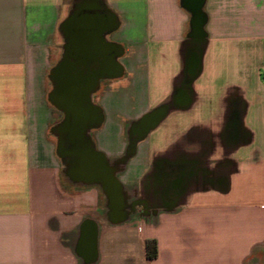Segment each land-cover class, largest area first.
Returning <instances> with one entry per match:
<instances>
[{
    "label": "crops",
    "instance_id": "0c3cea01",
    "mask_svg": "<svg viewBox=\"0 0 264 264\" xmlns=\"http://www.w3.org/2000/svg\"><path fill=\"white\" fill-rule=\"evenodd\" d=\"M0 264H264V0H0Z\"/></svg>",
    "mask_w": 264,
    "mask_h": 264
},
{
    "label": "water",
    "instance_id": "95a60500",
    "mask_svg": "<svg viewBox=\"0 0 264 264\" xmlns=\"http://www.w3.org/2000/svg\"><path fill=\"white\" fill-rule=\"evenodd\" d=\"M67 31L70 41L63 64L70 63L71 59L76 62L71 65L88 68L92 62H97L99 57L106 55L114 47L104 39V17L98 13H83L73 18L67 24Z\"/></svg>",
    "mask_w": 264,
    "mask_h": 264
},
{
    "label": "flooded vegetation",
    "instance_id": "af4514ba",
    "mask_svg": "<svg viewBox=\"0 0 264 264\" xmlns=\"http://www.w3.org/2000/svg\"><path fill=\"white\" fill-rule=\"evenodd\" d=\"M68 45V44H67ZM119 52L117 50H113L111 51L107 56H102L101 58H98V61L92 62L88 68H76V74L79 75V77H81L82 79H88L89 81H92L94 77H96V75H102L105 72V75L107 73V71L109 69H107L105 66L108 65V63L110 62L109 60V56H115L118 54ZM104 71V72H103ZM77 75V76H78ZM104 76V75H103ZM104 81V79L102 80V82ZM65 90L68 89V87H64ZM95 87H93L94 89ZM96 95V91L93 94V99ZM84 108L82 109V111L80 112L79 115L75 114L74 116L71 117V120L73 121V118L76 121H80L82 118H84V116H86L87 114L90 116L91 115V108L87 105V102L83 103ZM66 112H68V109L66 110ZM84 113H86V115H84ZM64 112L59 114V121H61L64 117ZM91 126V125H90ZM87 128H89V125L87 124ZM88 130V129H87ZM78 146H82L81 141L79 142ZM87 161V160H86Z\"/></svg>",
    "mask_w": 264,
    "mask_h": 264
},
{
    "label": "trees",
    "instance_id": "16d2710c",
    "mask_svg": "<svg viewBox=\"0 0 264 264\" xmlns=\"http://www.w3.org/2000/svg\"><path fill=\"white\" fill-rule=\"evenodd\" d=\"M146 257L149 260L155 259L157 255L156 243L155 241L147 240L145 242Z\"/></svg>",
    "mask_w": 264,
    "mask_h": 264
}]
</instances>
